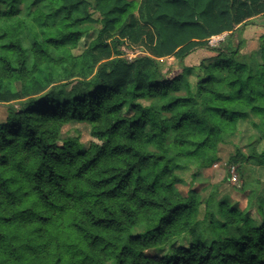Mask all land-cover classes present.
I'll return each instance as SVG.
<instances>
[{
	"label": "trees",
	"instance_id": "obj_1",
	"mask_svg": "<svg viewBox=\"0 0 264 264\" xmlns=\"http://www.w3.org/2000/svg\"><path fill=\"white\" fill-rule=\"evenodd\" d=\"M154 4H145L143 17L156 56L179 62L173 79L149 56L112 57L106 34L129 18V29L137 25L135 1L0 0V104L8 105L0 120V264H264L259 180L244 188L245 208L214 194L202 201L194 190L183 197L176 188L190 166L219 161L239 122L264 133V36L256 67L238 61L239 37L208 46L264 17V0ZM90 7L103 28L76 56ZM198 47L217 58L199 66L191 86L183 62ZM144 64L152 76L138 70ZM77 80L86 88L80 94L68 90ZM73 122L91 126L88 147L63 139ZM233 159L264 168L256 143ZM185 234L190 246L149 254Z\"/></svg>",
	"mask_w": 264,
	"mask_h": 264
},
{
	"label": "rangeland",
	"instance_id": "obj_2",
	"mask_svg": "<svg viewBox=\"0 0 264 264\" xmlns=\"http://www.w3.org/2000/svg\"><path fill=\"white\" fill-rule=\"evenodd\" d=\"M137 2V9L130 16L138 20L137 25L131 30L127 27V23L131 19H127L125 27L118 29L114 33L106 34V42L110 46V51L113 58L120 56L123 59L134 61L138 58L149 56L157 59L160 63L162 73L168 78L173 79L181 74L182 69L178 60L175 57L158 58L155 52L156 36L153 29L146 23L142 11L145 4L150 3L154 9V0H128ZM90 16V20L86 22L85 27L87 33L79 41L77 48L73 50L76 56L82 55L89 49L100 35L103 28L101 16L99 12L90 7L84 16ZM141 16V18H140ZM238 34V31L237 33ZM264 36V17L254 18V24L244 27L240 35H232L225 33L220 36H215L209 40V47L217 48L221 43H227L236 40L239 37L242 42L240 44L239 54L237 56L240 63L248 64L251 67H256V64H261V39ZM121 54V55H118ZM217 58V54L208 48L198 47L192 51L190 55L184 58L185 70L182 74L191 86H195L199 79L198 68L202 64H212ZM139 71L145 72L146 76L151 75L153 69L149 66L140 65ZM85 86L80 81H74L68 87V90L75 94H80L85 91ZM14 90H17L14 87ZM144 106L150 105V99H142L139 101ZM18 107L20 102H15ZM8 114V105L0 104V120L6 119ZM91 126L87 123L73 122L63 128V139L69 137H78L80 143L88 147L91 138ZM259 139V142L257 140ZM256 143L258 152L264 151V133L253 129L251 123L247 121L239 122L237 131L227 139L225 144L220 146L219 161L209 169L199 170L195 166H190V169L181 172L184 181L176 188L178 192L186 197L190 191L194 190L202 201H205L210 195H216L217 198H230L232 203H239L242 208L247 206V193L244 188L247 185H254L255 180H259L262 186L259 188L257 195L264 197L262 187H264V168L250 166L247 169L233 159L237 152L241 154H249L253 144ZM238 157V156H237ZM251 215L258 220L260 216L257 213ZM204 216V207H201L200 217ZM191 244V238L185 234L169 245L150 251V255L155 256H170L171 247H188ZM108 264H117L112 261Z\"/></svg>",
	"mask_w": 264,
	"mask_h": 264
}]
</instances>
